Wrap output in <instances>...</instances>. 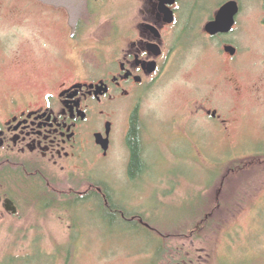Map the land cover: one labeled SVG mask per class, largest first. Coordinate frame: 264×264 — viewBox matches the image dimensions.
<instances>
[{
  "label": "rangeland",
  "instance_id": "1",
  "mask_svg": "<svg viewBox=\"0 0 264 264\" xmlns=\"http://www.w3.org/2000/svg\"><path fill=\"white\" fill-rule=\"evenodd\" d=\"M223 1L203 2L207 9L201 12V20H195L203 34L208 18L217 16ZM138 4L136 0H117L99 23L114 22L121 16L118 12H123L121 8ZM244 4L243 43L247 49L253 48L245 54L244 73L216 63L208 38L203 35L197 43L195 31L194 46L179 53L157 89L141 93L142 117L153 124L175 118L191 121L190 115L182 113L190 112L187 109H191L195 93V103H209L231 122V139L224 141L211 134L202 140L200 135L195 138L194 151L191 143H151L150 161L153 165L161 162L162 167L141 187L129 182L128 149L122 146L110 160L100 167L92 163L81 175L69 177L47 170L51 187L49 181L18 172L22 179H6L7 192H13L12 188L20 192L18 185L27 182L42 191L45 199L39 205L53 200L55 204L43 212L38 203L30 205L26 195V200L20 198L24 212L18 218L8 216L4 205L0 206V262L16 257L24 258L23 264H184L191 260L196 264H264V90L255 88L264 78V28L260 26L264 0H244ZM51 5L56 7L54 19L43 16L44 10L37 6L29 8L23 0H0V25L6 24L9 41L14 35L19 38L10 47V56H0V109L13 97L42 96L47 91L40 90L42 87L75 78L81 54L72 40L75 25L69 24L79 17L95 20L87 14L68 13L65 0H54ZM98 28L85 32L83 42H94L109 33V27ZM50 43L53 55L46 52ZM241 76L245 90H230L231 82ZM204 112L195 107V124L208 122ZM235 165L238 170L232 169ZM102 185L116 199L124 195L127 220L121 211L107 220L100 204H76L68 197L73 196L72 189L78 197V192L85 194L92 186ZM135 213L153 230L134 229L141 221L132 220ZM201 225L205 226L195 233Z\"/></svg>",
  "mask_w": 264,
  "mask_h": 264
},
{
  "label": "flooded vegetation",
  "instance_id": "2",
  "mask_svg": "<svg viewBox=\"0 0 264 264\" xmlns=\"http://www.w3.org/2000/svg\"><path fill=\"white\" fill-rule=\"evenodd\" d=\"M23 1L29 8L43 9V16L56 18V7L51 5L54 0H40L41 4L39 0ZM65 1L68 13L87 14L95 20L88 22L79 17L69 24L75 25L77 32L72 40L81 54L75 65V78L60 79L57 85L42 87L40 90H47L42 96L13 97L0 109V206L4 205L8 216L15 218L24 212L20 198L26 200V190L39 189L24 182L18 185L20 192L15 193L13 188V192H7V180L17 181L18 176L22 179L18 172L33 180L49 181L51 187L53 183L47 170L69 177L81 175L88 166H93L92 163L100 167L110 160L122 146L128 149L129 182L141 187L162 167L161 162L153 165L150 161L151 143H191L194 151L195 138L200 135L202 140L211 134L224 141L230 140L231 122L225 120L219 110L211 109L209 103L200 100L195 103V93L191 109H187L190 112L182 113L185 117L190 115L191 121L175 118L165 124H153L143 119L141 93L157 89L170 73L179 53L194 46L195 31L197 43L204 36L208 38L209 47L216 54V63L229 65L240 74L246 69L245 54L253 51V48H246L242 38L244 0H224L220 4L219 13L235 1L240 6V13L233 31L219 35L207 31V27L217 21L219 13L208 18L210 22L205 34L203 29L201 32V28L195 27V20H201V12L207 9L203 5L205 0H136L140 5L121 8L123 12H118L121 16L108 23L99 22L105 18V11L115 8L117 0ZM82 8H85L84 13ZM260 26L264 28V21ZM97 27H109V33L94 42H83L85 32ZM7 30L6 24L0 25V56L3 57L10 56V47L19 40L14 35V40L9 41L11 33ZM47 47L46 52L53 55L54 46L48 44ZM20 50L23 52V45ZM244 83L245 78L241 76L231 82L230 90H245ZM259 83L255 88L264 90V78ZM195 107L207 113L206 124H195ZM14 171L17 175H12ZM8 174L6 178L4 175ZM92 191L99 195L101 204L109 212L124 213L122 207L126 198L119 193L116 199L109 188L92 186L89 192L77 194L84 198ZM75 192L76 189H72L70 195ZM9 200L19 208L18 215L7 210ZM139 200L140 203L145 201ZM123 216L127 220L125 213ZM137 219L141 220L142 226L153 230L142 215L133 216L132 220ZM184 264L196 262L191 260Z\"/></svg>",
  "mask_w": 264,
  "mask_h": 264
},
{
  "label": "trees",
  "instance_id": "3",
  "mask_svg": "<svg viewBox=\"0 0 264 264\" xmlns=\"http://www.w3.org/2000/svg\"><path fill=\"white\" fill-rule=\"evenodd\" d=\"M238 167L239 166H233V170L235 169V170H238ZM103 186V185H102ZM103 187H106V186H103ZM107 188V187H106ZM13 189H15V188H13ZM26 190V189H25ZM26 193H27V198H28V200H29V204L30 205H37V203H38V206L37 207H39V210H43V212H45V211H47V210H49V209H51L53 206H54V204H55V201H48V204H46V206H43V205H39V203L43 200V199H45V197H43L42 196V193L41 192H36L35 190H33V191H31V192H29L28 190H26ZM35 194H38L37 195V197L35 198V197H33ZM69 198H71V201L72 200H74V201H77V203L76 204H78V203H81V202H83V203H91V202H96V203H98V204H100L99 206H100V208L102 209V211H103V213L105 214V217H107L108 219L107 220H109V219H111V217H115V214H116V211H113V213L112 212H109L107 209H106V207L103 205V204H101V202H100V197H99V195L95 192V191H92L91 193H89L88 194V196H86V197H84V198H82V197H76V196H68ZM46 199H48V198H46ZM81 201V202H80ZM212 208V206L210 207V209ZM217 208V207H216ZM210 209L208 210V212H207V215L209 214V212H210ZM211 210H213V208L211 209ZM139 215H141L140 213H135V214H133L132 216H134V217H136V216H139ZM205 215H206V213H205ZM204 222H206V220H204ZM209 223V222H208ZM207 223V224H208ZM142 224H141V222L140 223H138L137 225H134V229H138V231H141V230H143V231H146V230H149V229H147V228H145L144 226H142V228L140 227ZM205 225H201L198 229H196L195 230V233H197L198 231H200V230H202L203 229V227H204ZM198 230V231H197ZM143 231H141V232H143ZM151 231V230H150ZM31 259H33L32 257H29V259L28 260H31ZM25 261V259L24 258H16V257H13V258H9L7 261H5V262H0V264H23V262ZM27 264H32V263H30V262H28ZM54 264H56V261L54 262Z\"/></svg>",
  "mask_w": 264,
  "mask_h": 264
},
{
  "label": "water",
  "instance_id": "4",
  "mask_svg": "<svg viewBox=\"0 0 264 264\" xmlns=\"http://www.w3.org/2000/svg\"><path fill=\"white\" fill-rule=\"evenodd\" d=\"M240 13V6L237 2H231L225 6L219 13L216 22L211 23L207 27V31L212 35H219L222 33H229L233 31L237 24V16ZM107 151L109 149L107 148ZM7 210L15 215L19 214V208L16 206L15 202L9 200L6 205Z\"/></svg>",
  "mask_w": 264,
  "mask_h": 264
}]
</instances>
